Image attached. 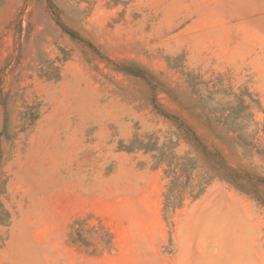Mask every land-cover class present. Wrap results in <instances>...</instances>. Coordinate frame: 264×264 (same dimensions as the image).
Here are the masks:
<instances>
[{
  "label": "rangeland",
  "instance_id": "rangeland-1",
  "mask_svg": "<svg viewBox=\"0 0 264 264\" xmlns=\"http://www.w3.org/2000/svg\"><path fill=\"white\" fill-rule=\"evenodd\" d=\"M240 89L261 121L264 0H1L0 264H264V187L215 170L264 175ZM179 157L205 183L166 208Z\"/></svg>",
  "mask_w": 264,
  "mask_h": 264
},
{
  "label": "trees",
  "instance_id": "trees-1",
  "mask_svg": "<svg viewBox=\"0 0 264 264\" xmlns=\"http://www.w3.org/2000/svg\"><path fill=\"white\" fill-rule=\"evenodd\" d=\"M218 84L213 83L211 86L212 90H217ZM205 85L208 86V84ZM212 90H208V92L214 93ZM232 96L233 101L227 107L217 111V120L229 132L234 134L236 144L249 158H260L264 162V117L261 121H255L252 112V105L258 104V100L247 89H240L238 93H232ZM185 133L187 139L190 138V140L196 141V146H200V142L192 137V131L189 128H185ZM203 152L205 155L218 157L216 152H211L207 149H203ZM215 164L217 166L215 169L217 175L222 181L240 192L259 197L260 188L264 187V175L254 170L247 171L232 168L221 158H218ZM189 165L187 158L180 157L177 158L176 163L169 165L172 168L169 174L172 175L173 179L166 194V208L175 209L179 207L183 201L186 188L190 189L189 194L192 197H196L198 193L194 194L195 190L205 183L204 178L201 177L196 184H193L191 177L193 169ZM182 177L187 178V180L183 182ZM106 235L108 237L107 243L110 245L112 243V235L108 232Z\"/></svg>",
  "mask_w": 264,
  "mask_h": 264
}]
</instances>
